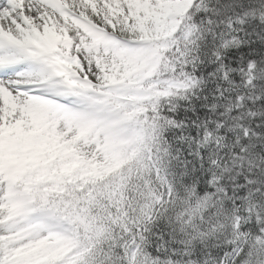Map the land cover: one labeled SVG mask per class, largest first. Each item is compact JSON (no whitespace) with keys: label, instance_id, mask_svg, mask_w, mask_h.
<instances>
[{"label":"snow or ice","instance_id":"snow-or-ice-1","mask_svg":"<svg viewBox=\"0 0 264 264\" xmlns=\"http://www.w3.org/2000/svg\"><path fill=\"white\" fill-rule=\"evenodd\" d=\"M0 264H264V0H0Z\"/></svg>","mask_w":264,"mask_h":264}]
</instances>
